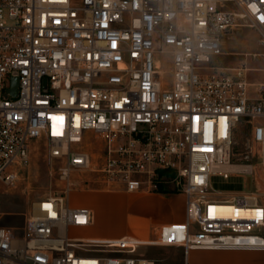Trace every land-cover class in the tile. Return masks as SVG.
<instances>
[{"label": "built area", "instance_id": "1", "mask_svg": "<svg viewBox=\"0 0 264 264\" xmlns=\"http://www.w3.org/2000/svg\"><path fill=\"white\" fill-rule=\"evenodd\" d=\"M262 17L264 0H0V182H15L41 138L67 180L22 225L0 213V264H163L143 246L180 247L184 264L192 249L264 250V201L212 186L215 175L251 177L257 142L264 180V68L248 62L260 55L213 64L240 26L264 44ZM242 123L252 136L234 161ZM88 131L100 137L98 158ZM158 169L184 182L183 220L148 239L70 234L93 222L90 208L71 204L73 170L94 173L82 185L154 191Z\"/></svg>", "mask_w": 264, "mask_h": 264}, {"label": "rangeland", "instance_id": "2", "mask_svg": "<svg viewBox=\"0 0 264 264\" xmlns=\"http://www.w3.org/2000/svg\"><path fill=\"white\" fill-rule=\"evenodd\" d=\"M223 54L213 60L215 66H232L240 60L246 59V52H257L260 56L249 58L251 66L264 68V44L259 40V33L249 26H240L226 35L223 43ZM262 70V69H261ZM264 75L263 71H259ZM258 72L253 73V78H258ZM251 124H239L235 131L233 146L234 161L241 156L246 144L252 136ZM90 140L85 147L98 158L100 150V137L94 131H88ZM261 144L254 145L252 163L255 173L251 177L233 175L225 179L219 175L212 178V186L216 190H222L227 194L255 193L264 201V180L260 168ZM61 159L50 158L44 139L34 142L31 147L30 161L18 171V176L13 184L0 182V213L1 221L12 225H22L26 215L30 212L32 203L41 197L59 195L67 188V180L61 175ZM94 178V173L87 171L79 173L73 170L71 173L72 186L70 189L73 205H89L96 209L97 223L87 230L82 227H71L73 236L84 234H102L109 237H121L124 234H136L139 237L151 236L152 222L148 215L153 212L146 211L140 206L131 204L129 192L119 187H109L102 180H91L87 185H82L78 180L81 177ZM184 182L178 174L169 170V174L161 177L160 188L154 190L162 192L165 196L183 193ZM150 191L148 189L139 190ZM82 195H80V194ZM90 199H100L92 201ZM140 252L145 257L158 259L163 264H184V252L182 248L174 246H143ZM206 264H212L220 260H203Z\"/></svg>", "mask_w": 264, "mask_h": 264}, {"label": "crops", "instance_id": "3", "mask_svg": "<svg viewBox=\"0 0 264 264\" xmlns=\"http://www.w3.org/2000/svg\"><path fill=\"white\" fill-rule=\"evenodd\" d=\"M128 195L131 204L140 206L146 211L153 212L148 215L149 221L152 222L151 236L153 238L158 228L165 223L181 221L185 218V194L177 193L171 196H165L162 192L156 191H129ZM80 194V193H79ZM70 194V201H71ZM82 195V194H80ZM89 200V199H88ZM99 201L100 199H90L89 201ZM100 202H104L100 200ZM105 203V202H104ZM72 204V202H71ZM73 205V204H72ZM88 207L93 211V222L82 229L87 230L97 223L96 209L89 205H73ZM139 237L136 234H124ZM83 237H109L102 234H84L78 235ZM123 236V235H122ZM143 238V237H139ZM144 238V239H148ZM180 248V247H176ZM203 260H220L212 264H264V250L255 249H192L189 251V264H206ZM208 264V263H207Z\"/></svg>", "mask_w": 264, "mask_h": 264}, {"label": "water", "instance_id": "4", "mask_svg": "<svg viewBox=\"0 0 264 264\" xmlns=\"http://www.w3.org/2000/svg\"><path fill=\"white\" fill-rule=\"evenodd\" d=\"M45 83H46V81H45ZM18 86H19V78L18 77H14L13 78L12 87L8 90V92H10L13 95H17Z\"/></svg>", "mask_w": 264, "mask_h": 264}, {"label": "bare ground", "instance_id": "5", "mask_svg": "<svg viewBox=\"0 0 264 264\" xmlns=\"http://www.w3.org/2000/svg\"><path fill=\"white\" fill-rule=\"evenodd\" d=\"M245 194H248L247 192H245ZM220 209L224 212H228L232 209V206L230 204H223Z\"/></svg>", "mask_w": 264, "mask_h": 264}, {"label": "trees", "instance_id": "6", "mask_svg": "<svg viewBox=\"0 0 264 264\" xmlns=\"http://www.w3.org/2000/svg\"><path fill=\"white\" fill-rule=\"evenodd\" d=\"M169 174V170L168 169H158V175L159 177H164L165 175Z\"/></svg>", "mask_w": 264, "mask_h": 264}, {"label": "snow or ice", "instance_id": "7", "mask_svg": "<svg viewBox=\"0 0 264 264\" xmlns=\"http://www.w3.org/2000/svg\"><path fill=\"white\" fill-rule=\"evenodd\" d=\"M264 19V17H262ZM261 217L264 218V212H261Z\"/></svg>", "mask_w": 264, "mask_h": 264}]
</instances>
